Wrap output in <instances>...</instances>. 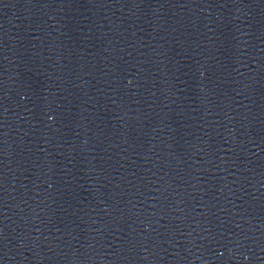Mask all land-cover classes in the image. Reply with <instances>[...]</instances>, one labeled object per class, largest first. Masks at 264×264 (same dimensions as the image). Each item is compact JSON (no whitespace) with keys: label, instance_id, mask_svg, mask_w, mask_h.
Segmentation results:
<instances>
[{"label":"water","instance_id":"95a60500","mask_svg":"<svg viewBox=\"0 0 264 264\" xmlns=\"http://www.w3.org/2000/svg\"><path fill=\"white\" fill-rule=\"evenodd\" d=\"M0 264H264V0H0Z\"/></svg>","mask_w":264,"mask_h":264}]
</instances>
